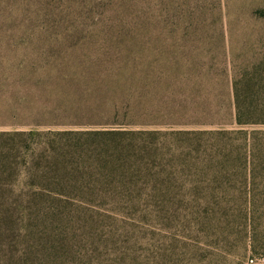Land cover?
Wrapping results in <instances>:
<instances>
[{
  "label": "rangeland",
  "instance_id": "374dc122",
  "mask_svg": "<svg viewBox=\"0 0 264 264\" xmlns=\"http://www.w3.org/2000/svg\"><path fill=\"white\" fill-rule=\"evenodd\" d=\"M235 81L264 0H0V264H264Z\"/></svg>",
  "mask_w": 264,
  "mask_h": 264
},
{
  "label": "trees",
  "instance_id": "16d2710c",
  "mask_svg": "<svg viewBox=\"0 0 264 264\" xmlns=\"http://www.w3.org/2000/svg\"><path fill=\"white\" fill-rule=\"evenodd\" d=\"M260 89L264 88V83H260ZM234 99L236 106V122L240 125L264 123V98L262 99H243L240 94L239 81L234 82ZM12 136L24 137V135H34V130L12 131Z\"/></svg>",
  "mask_w": 264,
  "mask_h": 264
}]
</instances>
